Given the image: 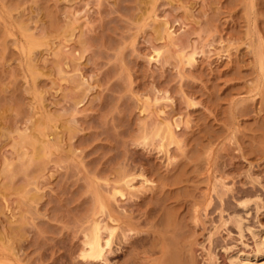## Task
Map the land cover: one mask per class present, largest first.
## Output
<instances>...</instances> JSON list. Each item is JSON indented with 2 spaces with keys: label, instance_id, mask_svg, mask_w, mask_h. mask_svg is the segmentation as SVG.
<instances>
[{
  "label": "rangeland",
  "instance_id": "obj_1",
  "mask_svg": "<svg viewBox=\"0 0 264 264\" xmlns=\"http://www.w3.org/2000/svg\"><path fill=\"white\" fill-rule=\"evenodd\" d=\"M252 232L264 0H0V264H234Z\"/></svg>",
  "mask_w": 264,
  "mask_h": 264
},
{
  "label": "bare ground",
  "instance_id": "obj_2",
  "mask_svg": "<svg viewBox=\"0 0 264 264\" xmlns=\"http://www.w3.org/2000/svg\"><path fill=\"white\" fill-rule=\"evenodd\" d=\"M158 55H159V53H158ZM119 193H121V192H119ZM121 195H124V194H121ZM98 198H100V197H98ZM100 199H98V200H100ZM99 202H101V201H99ZM102 205H104V203ZM104 207L105 206H103V208ZM100 225H102V224H100ZM239 228H240V230H239L240 233H242V230L244 231V229L242 227V222L239 223ZM93 229H94V231H92L93 233L90 236L91 238L89 237L90 241H88L89 243H87L88 244L87 251H84L83 254H85V255L82 254V257H84L83 259L87 258L86 259L87 261L91 260V262H97V261L100 262L104 257V253L106 251V248L107 249L110 248L111 242H112L111 238L114 236V234H115L114 232L116 230H114V228L111 230L108 229L110 231L109 232L110 238L107 239L105 243H103V238H102L103 236L101 235V231H102L101 227L97 225ZM106 231H107V229H106ZM247 231H249V230H247ZM252 235H253V239L255 240V247H256L255 250L253 251V253L250 256H244V257L241 256L240 257L239 254H238V256L232 255L233 257H231V261L233 260L234 264H264V241H260L261 238L260 239L258 238L259 237L258 233L252 232ZM89 238L87 240H89ZM173 260H175V259H173Z\"/></svg>",
  "mask_w": 264,
  "mask_h": 264
}]
</instances>
